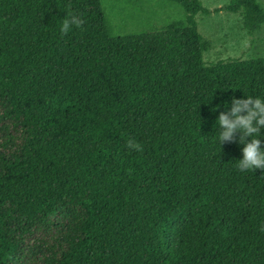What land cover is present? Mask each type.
I'll return each mask as SVG.
<instances>
[{
    "label": "trees",
    "instance_id": "1",
    "mask_svg": "<svg viewBox=\"0 0 264 264\" xmlns=\"http://www.w3.org/2000/svg\"><path fill=\"white\" fill-rule=\"evenodd\" d=\"M165 1L184 18L113 36L100 0H0V264H264V171L216 123L264 100V58L206 65L211 12ZM222 10L264 24L256 0Z\"/></svg>",
    "mask_w": 264,
    "mask_h": 264
},
{
    "label": "rangeland",
    "instance_id": "2",
    "mask_svg": "<svg viewBox=\"0 0 264 264\" xmlns=\"http://www.w3.org/2000/svg\"><path fill=\"white\" fill-rule=\"evenodd\" d=\"M209 15L198 14V32L210 43L203 54L206 65L228 59L264 58V24L255 33L243 28L241 14L216 12L230 0H199ZM103 14L113 36L160 30L182 20V8L165 0H100ZM264 11V0H256Z\"/></svg>",
    "mask_w": 264,
    "mask_h": 264
},
{
    "label": "clouds",
    "instance_id": "3",
    "mask_svg": "<svg viewBox=\"0 0 264 264\" xmlns=\"http://www.w3.org/2000/svg\"><path fill=\"white\" fill-rule=\"evenodd\" d=\"M70 8L71 5L69 4ZM84 20L75 13H68L62 20L60 32L61 35H67L75 26L81 28ZM219 107V106H218ZM216 111V109H213ZM220 128V145L236 141V135L239 133V144L242 147V159L238 161L236 167L239 171L256 170L264 171V148L260 137L261 130L264 129V100L247 96L246 99L232 98L231 108L228 111L221 112L216 121ZM126 147L130 150L142 152L143 147L135 139L129 138ZM260 231L264 232V225Z\"/></svg>",
    "mask_w": 264,
    "mask_h": 264
}]
</instances>
